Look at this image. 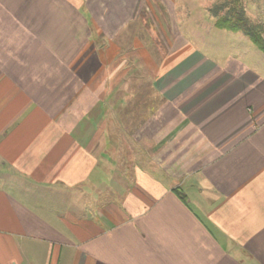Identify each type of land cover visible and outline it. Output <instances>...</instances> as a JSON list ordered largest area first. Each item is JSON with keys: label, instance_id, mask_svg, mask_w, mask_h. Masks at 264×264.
<instances>
[{"label": "crops", "instance_id": "crops-1", "mask_svg": "<svg viewBox=\"0 0 264 264\" xmlns=\"http://www.w3.org/2000/svg\"><path fill=\"white\" fill-rule=\"evenodd\" d=\"M174 3L0 0V264H264V53Z\"/></svg>", "mask_w": 264, "mask_h": 264}, {"label": "rangeland", "instance_id": "rangeland-1", "mask_svg": "<svg viewBox=\"0 0 264 264\" xmlns=\"http://www.w3.org/2000/svg\"><path fill=\"white\" fill-rule=\"evenodd\" d=\"M191 5L188 8V0H175L174 8L163 10V15H166L165 11L168 13V16L176 17V22L178 25H175V32L178 28L181 31H192V33L200 34L204 38H206V42H209L211 36L214 33L220 32L216 26V23L213 25L211 21L209 22L206 17L212 14V11L207 6H214L215 4L219 6L221 13L224 15L231 9L233 11L239 10L242 13L243 17L248 20L250 24H262L264 27V0H190ZM249 3V4H248ZM248 4V8H246ZM227 7L226 11L225 8ZM211 8V7H210ZM216 8V7H215ZM245 8V9H244ZM167 16V15H166ZM201 18L205 19V22H201ZM260 21V23H253L252 21ZM203 21V20H202ZM255 21V22H256ZM217 27V28H216ZM224 28V27H223ZM226 29V28H224ZM227 39L229 36H232L230 32L226 33ZM221 36V35H219ZM262 36V35H261ZM263 37V36H262ZM217 44L224 43L221 38ZM226 39V38H225ZM250 44L253 43L250 41ZM144 80V79H142Z\"/></svg>", "mask_w": 264, "mask_h": 264}, {"label": "trees", "instance_id": "trees-1", "mask_svg": "<svg viewBox=\"0 0 264 264\" xmlns=\"http://www.w3.org/2000/svg\"><path fill=\"white\" fill-rule=\"evenodd\" d=\"M219 11V9H218ZM216 26L226 28L232 31H241L246 34L251 41L264 53V39L262 35L261 24H250L246 18L243 17L239 10L233 11L228 9L226 14L220 16L216 20Z\"/></svg>", "mask_w": 264, "mask_h": 264}]
</instances>
